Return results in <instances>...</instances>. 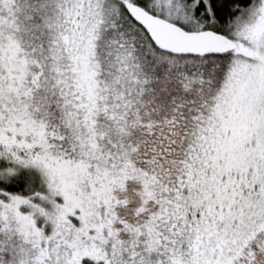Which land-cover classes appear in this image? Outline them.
Instances as JSON below:
<instances>
[{
	"label": "snow or ice",
	"instance_id": "1",
	"mask_svg": "<svg viewBox=\"0 0 264 264\" xmlns=\"http://www.w3.org/2000/svg\"><path fill=\"white\" fill-rule=\"evenodd\" d=\"M0 264H264V0H0Z\"/></svg>",
	"mask_w": 264,
	"mask_h": 264
}]
</instances>
